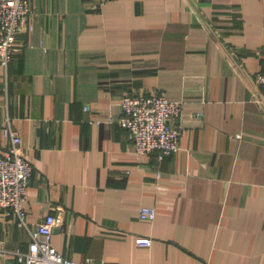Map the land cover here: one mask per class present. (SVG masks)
Returning <instances> with one entry per match:
<instances>
[{"label":"crops","instance_id":"obj_1","mask_svg":"<svg viewBox=\"0 0 264 264\" xmlns=\"http://www.w3.org/2000/svg\"><path fill=\"white\" fill-rule=\"evenodd\" d=\"M32 6L7 76L0 63V151L9 115L34 166L29 225L58 216L52 242L78 262L264 264V0ZM157 90L182 104L181 148L162 161L120 123L125 94ZM30 240L0 210V247Z\"/></svg>","mask_w":264,"mask_h":264},{"label":"built area","instance_id":"obj_2","mask_svg":"<svg viewBox=\"0 0 264 264\" xmlns=\"http://www.w3.org/2000/svg\"><path fill=\"white\" fill-rule=\"evenodd\" d=\"M109 0H92L103 6ZM34 17L32 0H0V63L6 76L13 58L17 34L24 30L34 29L31 21ZM257 86H264V71L253 75ZM123 113L120 123L129 133L138 155L157 154L158 161L176 153L180 148L181 127L178 125L182 114V104L172 100L161 91L148 93H127L122 102ZM3 135L10 143L3 152L0 151V210L14 216L18 222L29 230L31 240L28 249L4 251L9 256H16L24 264H104L87 257L78 262L64 256L53 244L52 236L60 219L48 214L36 227L28 222L25 202L28 198L30 180L34 166L26 154L21 133L6 116ZM161 170L158 175H161ZM140 217L154 220L157 209L153 206H142ZM151 236H140L137 244L150 246Z\"/></svg>","mask_w":264,"mask_h":264}]
</instances>
